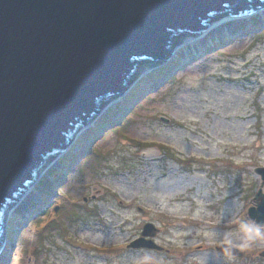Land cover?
<instances>
[{"label":"rangeland","instance_id":"rangeland-1","mask_svg":"<svg viewBox=\"0 0 264 264\" xmlns=\"http://www.w3.org/2000/svg\"><path fill=\"white\" fill-rule=\"evenodd\" d=\"M240 17L224 16L215 32L183 35L176 47L186 37L201 38L175 47L162 63L141 67L153 68L134 84L177 62L167 75L172 81L144 85L135 101L153 99L132 114L124 131L90 143L101 158L87 156L90 151L76 155L63 175L64 157L78 152L72 142L43 167L17 203L24 201L5 217L10 245L1 250L0 264H264L258 254L264 228L246 216L259 185L253 168L264 167V37L253 38L264 31V12ZM57 171L58 177L49 176ZM39 178L53 185L47 199L40 196L47 189L36 185ZM92 185L104 190L81 202L96 190ZM18 220L24 233L15 243L7 224ZM145 222L157 227L152 240L160 250L127 246ZM222 243L243 255L216 250ZM110 247L120 252H104Z\"/></svg>","mask_w":264,"mask_h":264},{"label":"water","instance_id":"water-1","mask_svg":"<svg viewBox=\"0 0 264 264\" xmlns=\"http://www.w3.org/2000/svg\"><path fill=\"white\" fill-rule=\"evenodd\" d=\"M263 6L264 0H0V252L8 209L58 152L68 150L81 126L126 93L145 63L169 58L177 45L169 46L172 35L199 33L214 22L207 23L211 14L225 9L242 15ZM90 150L89 144L80 157ZM253 172L259 185L246 216L264 228V167ZM92 186L96 190L81 202L104 190ZM157 231L145 222L127 246L160 250L152 240ZM215 249L243 255L226 243Z\"/></svg>","mask_w":264,"mask_h":264},{"label":"trees","instance_id":"trees-1","mask_svg":"<svg viewBox=\"0 0 264 264\" xmlns=\"http://www.w3.org/2000/svg\"><path fill=\"white\" fill-rule=\"evenodd\" d=\"M226 15H229V11L227 9L223 10V11H220L219 13H213L211 14V17L207 20V23H210L211 21H215L217 20L218 18L220 17H223V16H226ZM253 26L252 28L253 29H256L258 26L255 22H253ZM245 31V30H244ZM184 33H180V34H174L171 36V42H170V47L176 45L179 40L182 38ZM264 37V31L259 33V34H256L254 35L253 38H262ZM216 55H219V56H222L221 53H216ZM144 61L143 60H140L137 64H136V67L133 71V73L131 74L130 76V79L129 81L131 82V80L134 78L135 74L137 73L139 67L141 65H143ZM176 61L173 59L172 61L169 62L168 66H166L165 68H162V69H159V70H156V72L154 73V75H150L149 78H146V79H149V80H141L138 84H134L132 86V88L128 91V93L125 95V98L120 101L119 103H116L115 106L113 107H109L106 111H104L101 115H99V120L96 122V124L93 126V127H90L86 133L84 135H81L79 137H77V139L74 141L73 144L77 143V147H75L77 149V154H72V155H66V157H64V165L62 166V170H63V175H64V171L66 170V167L72 162V160H74V158L76 157V155H79L81 154L82 151H84V149H86L90 142L95 138V136L98 135V133L100 132V130H104L103 132V135H102V139H104L107 134L109 132H114V133H118V132H121V131H124L125 130V127L129 126L132 122H133V118H132V114H136L137 110L139 108H141L143 105H144V102L147 101L148 99L149 100H152L153 98L151 97H147L143 102L141 103H138L137 101H135L140 94H142V92L144 91L145 89V86L146 84L148 83H152L153 85H157L159 84L160 82H162L163 80L164 83L168 82V81H172L174 75H171L170 78H167V75L171 74V71H170V65L171 66H174L176 65ZM167 79V80H166ZM113 95L110 94L108 97H112ZM105 102V100H100L99 103H98V108H100L103 103ZM133 102H135L134 106L131 107V104H133ZM129 103V104H128ZM146 104V103H145ZM95 114L92 113L87 119H86V122H88L89 120H92L93 116ZM101 118V119H100ZM119 119H121V123L120 125H115L113 126L114 123H116ZM258 121V119H257ZM129 141H134L135 143L136 142H141L135 138H130ZM72 144V145H73ZM146 144V143H145ZM155 146H157L158 148H162V149H169L167 146L165 147L164 145L160 144V143H154ZM71 145V146H72ZM90 155H93L94 158L96 159H99L101 158V153L99 152V150L97 148H92L90 150V154L87 155V156H90ZM85 156V157H87ZM84 157V158H85ZM51 158V155H49L47 157V159ZM83 158V159H84ZM189 159H185L183 162V164H186L187 161ZM62 172V171H61ZM59 171L57 172H54V174H50L49 176L51 177H58L59 176ZM38 184H36L37 186H46V193L43 194V195H40L42 197H44V199H47L48 196H50L51 194V189L53 187L52 183H49V181L46 180V178H39L38 180ZM54 183V182H53ZM58 195L61 197L63 194L58 190ZM112 193V197L113 198H116V194L111 192ZM48 195V196H46ZM77 205H79L77 203ZM80 206V205H79ZM51 209H53V206H51ZM43 214V213H42ZM42 214H40L38 217H40ZM9 227H13V230L12 232H10V236L14 237L13 239H15V243L17 242V240L19 238H21L23 236V233H24V228L19 230L22 226V224L20 223V221H16V222H13L11 224H7ZM6 245H10V242ZM119 247V246H118ZM118 247H110V248H104V252L106 253H109V254H114L115 251L118 250L117 253L120 252V249H118Z\"/></svg>","mask_w":264,"mask_h":264},{"label":"bare ground","instance_id":"bare-ground-1","mask_svg":"<svg viewBox=\"0 0 264 264\" xmlns=\"http://www.w3.org/2000/svg\"><path fill=\"white\" fill-rule=\"evenodd\" d=\"M258 11H259L260 13H262V12H264V8H263V9H257V10H255V11H251V12H249V13L242 14L240 18H248V17H250L253 13H259ZM224 24H225L224 17H221V18L218 19L217 21L212 22V23H211V26H208V27H209L208 29H204V30H202L199 34L204 35V33H206V32H215L216 30H218L219 28H221ZM188 36H189V35H188ZM198 38H201V36L198 35L197 38H195V39L189 41L190 37H186V38L184 39L183 43L179 44V45L176 47L177 50H178V49H182L183 47L189 45V44L192 43L193 41H197ZM174 49H175V48H174ZM152 68H153L152 65H149V66H147V67H144V68L141 70V72H140V74H139V77H141L142 75H144L146 72H148V71L151 70ZM117 99H118V98H117ZM117 99H116V98H115V99H112V101H110L109 103H107L106 106H105V108H104V111H106L110 106L114 105ZM104 111H103V112H104ZM103 112H102V113H103ZM102 113H101V114H102ZM101 114H100V115H101ZM94 122H95V121H93V122L91 121V123H90L88 126H86L85 128H82V127H84V125L81 126L80 129H79V131L77 130V131H78V132L76 133V134H77V137H79L81 134H83L85 131H87V130L89 129V127H90L92 124H94ZM81 128H82V129H81ZM71 142L74 143V141H71ZM70 147H71V146H70ZM68 149H69V148H68ZM65 153H67L66 150H62V152L60 153L61 155H59V156L62 157ZM40 195H41V193H40ZM22 201H24V198H22V199L19 201V203H17L14 207L9 208L8 211H7L6 216L12 214V212L15 211L16 208L19 207V205H20V203H21ZM227 225H228V224H227ZM6 244H7V243L4 242V246H2V250H3V251H4V248L7 247ZM3 251H2V253H3ZM2 253H1V254H2ZM2 255H3V254H2ZM2 255H1V257H2Z\"/></svg>","mask_w":264,"mask_h":264},{"label":"clouds","instance_id":"clouds-1","mask_svg":"<svg viewBox=\"0 0 264 264\" xmlns=\"http://www.w3.org/2000/svg\"><path fill=\"white\" fill-rule=\"evenodd\" d=\"M257 232H259V229H257Z\"/></svg>","mask_w":264,"mask_h":264}]
</instances>
